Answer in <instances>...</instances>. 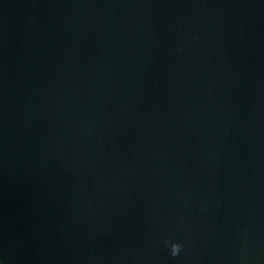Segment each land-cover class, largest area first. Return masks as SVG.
<instances>
[{
    "label": "water",
    "instance_id": "1",
    "mask_svg": "<svg viewBox=\"0 0 264 264\" xmlns=\"http://www.w3.org/2000/svg\"><path fill=\"white\" fill-rule=\"evenodd\" d=\"M0 264H264V0H0Z\"/></svg>",
    "mask_w": 264,
    "mask_h": 264
},
{
    "label": "clouds",
    "instance_id": "2",
    "mask_svg": "<svg viewBox=\"0 0 264 264\" xmlns=\"http://www.w3.org/2000/svg\"><path fill=\"white\" fill-rule=\"evenodd\" d=\"M179 245L178 244H173L172 245V254L176 255L179 252Z\"/></svg>",
    "mask_w": 264,
    "mask_h": 264
}]
</instances>
